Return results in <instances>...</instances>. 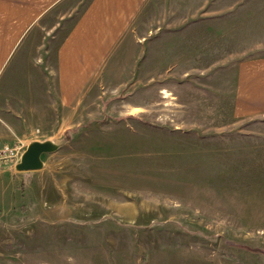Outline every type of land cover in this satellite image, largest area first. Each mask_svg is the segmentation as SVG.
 <instances>
[{"label":"rangeland","instance_id":"rangeland-1","mask_svg":"<svg viewBox=\"0 0 264 264\" xmlns=\"http://www.w3.org/2000/svg\"><path fill=\"white\" fill-rule=\"evenodd\" d=\"M207 19L187 12L68 106L53 87L24 109L26 137L0 143L15 164L31 142L58 148L0 169V264H264V117L230 112L236 56L264 48Z\"/></svg>","mask_w":264,"mask_h":264},{"label":"crops","instance_id":"crops-1","mask_svg":"<svg viewBox=\"0 0 264 264\" xmlns=\"http://www.w3.org/2000/svg\"><path fill=\"white\" fill-rule=\"evenodd\" d=\"M184 1L0 0V143L26 137L14 124L30 121L27 107L39 114L53 87L68 106L86 86L133 69L139 46L160 34L179 35L171 27L185 25L187 12L210 18L211 32L225 26L243 51L264 48V0H190L192 8L183 9ZM236 57L231 116L262 118L264 53Z\"/></svg>","mask_w":264,"mask_h":264},{"label":"water","instance_id":"water-1","mask_svg":"<svg viewBox=\"0 0 264 264\" xmlns=\"http://www.w3.org/2000/svg\"><path fill=\"white\" fill-rule=\"evenodd\" d=\"M57 148L58 146L50 141L31 142L21 154L19 162L15 165V170L18 172H28L40 169L42 167L41 155L52 153Z\"/></svg>","mask_w":264,"mask_h":264},{"label":"built area","instance_id":"built-area-1","mask_svg":"<svg viewBox=\"0 0 264 264\" xmlns=\"http://www.w3.org/2000/svg\"><path fill=\"white\" fill-rule=\"evenodd\" d=\"M16 151L6 144H0V169L5 167H15Z\"/></svg>","mask_w":264,"mask_h":264},{"label":"trees","instance_id":"trees-1","mask_svg":"<svg viewBox=\"0 0 264 264\" xmlns=\"http://www.w3.org/2000/svg\"><path fill=\"white\" fill-rule=\"evenodd\" d=\"M74 130V129H73ZM73 130H69V131H67V133H69V132H73Z\"/></svg>","mask_w":264,"mask_h":264}]
</instances>
